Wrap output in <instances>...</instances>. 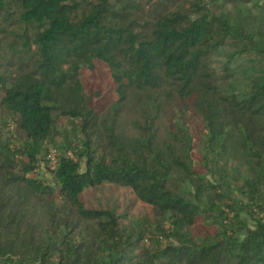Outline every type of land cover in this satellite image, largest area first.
<instances>
[{
	"label": "trees",
	"instance_id": "obj_1",
	"mask_svg": "<svg viewBox=\"0 0 264 264\" xmlns=\"http://www.w3.org/2000/svg\"><path fill=\"white\" fill-rule=\"evenodd\" d=\"M172 1L0 0V264H264V67L234 52L215 65L230 44L264 55V14ZM101 67L116 97L99 109L105 91L87 93L82 74ZM196 117L215 181L196 168ZM106 183L153 219L86 206Z\"/></svg>",
	"mask_w": 264,
	"mask_h": 264
},
{
	"label": "rangeland",
	"instance_id": "obj_2",
	"mask_svg": "<svg viewBox=\"0 0 264 264\" xmlns=\"http://www.w3.org/2000/svg\"><path fill=\"white\" fill-rule=\"evenodd\" d=\"M193 1L198 0H177L176 5L174 6L173 1L171 2L172 8L180 9H191V4ZM170 1H168L169 3ZM204 4L214 12H219L221 9H224L225 12L231 13L233 16H238L239 14L243 16H248L249 14H264V0H239L238 4L222 6L223 0H203ZM232 52L236 53L235 59L239 62H243L249 65H257L264 67V55L257 53H243L240 52L239 48L235 45H227L224 47L219 56L216 58L215 65L220 66L223 61L227 59V56ZM82 80L85 86L87 93H90L95 90H104L105 94L101 96L98 100H93L92 103L99 109L104 108L109 102L116 97L114 92V86L112 79L110 77L109 71L107 68L101 67L100 69H95L92 72H86L82 74ZM1 118V112H0ZM1 123V122H0ZM78 123L73 120L66 118L65 116L59 117V130L62 132V136L66 137L69 142L76 141L79 138V127ZM192 129L195 138V150L194 157L196 159V168L201 173L205 174L207 178L212 181H215V175L211 171V164L208 165L206 162L205 152L201 146L202 141V125L201 118L196 117L192 121ZM5 131L12 133L13 127L11 124L5 125ZM81 136V135H80ZM56 142L59 145H64L65 141L61 136H56ZM245 161L241 158H230V166L234 169L237 177H241V174L245 173L244 167ZM224 165V164H223ZM52 169L50 166L42 164L35 174L39 177L51 178ZM232 189L234 194L246 201V198L243 196L242 192L238 189L233 180H231ZM81 199L84 201L86 206L93 208H109L113 209L117 213L129 212L134 216H148L153 219V209L149 204H146L139 200L134 193V191L125 186L115 185L106 183L97 188H88L84 190L81 194ZM245 216L246 214H242ZM208 229L200 220L195 227H193V232L196 235H204Z\"/></svg>",
	"mask_w": 264,
	"mask_h": 264
},
{
	"label": "built area",
	"instance_id": "obj_3",
	"mask_svg": "<svg viewBox=\"0 0 264 264\" xmlns=\"http://www.w3.org/2000/svg\"><path fill=\"white\" fill-rule=\"evenodd\" d=\"M66 154L68 156H73L72 151H69V150L66 151ZM59 155H60V151L57 148H51L49 153L47 154L46 158L48 159L49 166L52 169L56 166ZM42 164H43V162H42Z\"/></svg>",
	"mask_w": 264,
	"mask_h": 264
}]
</instances>
